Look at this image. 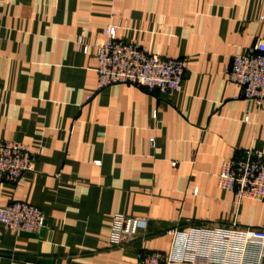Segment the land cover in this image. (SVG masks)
Segmentation results:
<instances>
[{
    "label": "crops",
    "instance_id": "1",
    "mask_svg": "<svg viewBox=\"0 0 264 264\" xmlns=\"http://www.w3.org/2000/svg\"><path fill=\"white\" fill-rule=\"evenodd\" d=\"M108 25L186 58L180 89H97L91 45ZM261 39L264 0H0V139L29 145L34 162L0 181V207L25 202L45 219L40 233L0 224V264H140L143 252L169 251L171 228H264V200L217 186L222 161L264 151V100L227 78L233 56ZM115 214L148 227L110 246Z\"/></svg>",
    "mask_w": 264,
    "mask_h": 264
},
{
    "label": "built area",
    "instance_id": "2",
    "mask_svg": "<svg viewBox=\"0 0 264 264\" xmlns=\"http://www.w3.org/2000/svg\"><path fill=\"white\" fill-rule=\"evenodd\" d=\"M91 48L97 59V89L117 83L143 88L149 93L154 90L173 93L180 89L186 58L162 57L138 43L120 40L114 25H108L103 37L94 41ZM82 49L86 52L88 46L82 45ZM227 78L239 89L241 97L253 99L257 104L264 100V39L233 56ZM150 142L153 145L154 139ZM33 165L29 145L0 139V181L15 183L24 173L32 171ZM217 186L231 191L236 201L264 200V151L249 146L239 156L222 161ZM148 223V217L115 214L109 245L130 243L144 233ZM0 224L13 233H40L45 219L37 206L13 201L0 207ZM167 233L172 236L169 251L143 252L139 254L140 264H264V228L240 226L234 221L229 225L209 222L186 231L171 228Z\"/></svg>",
    "mask_w": 264,
    "mask_h": 264
}]
</instances>
